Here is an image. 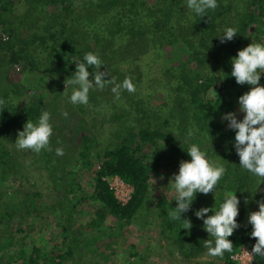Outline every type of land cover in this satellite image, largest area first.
Wrapping results in <instances>:
<instances>
[{"label":"rangeland","instance_id":"rangeland-1","mask_svg":"<svg viewBox=\"0 0 264 264\" xmlns=\"http://www.w3.org/2000/svg\"><path fill=\"white\" fill-rule=\"evenodd\" d=\"M14 1L18 10L23 12L27 10L28 4L32 0ZM84 1L82 0V3ZM157 1L126 0V6L122 4V6L111 7L115 8L117 15H121L129 11L128 8L133 5L137 7V10H141L140 6L143 2L145 5H152L150 7L162 8L156 12V14L159 13V16L156 15L157 20L160 22L167 20L168 23L175 24L173 37L170 30L168 35H164V29L157 28L155 25V28L147 32L150 42L146 43L142 52H139L134 46L135 50L127 53L128 57L125 61L117 62L115 65L109 64L100 69L107 73L105 79L113 77L116 83H122L126 77L131 78L136 88L134 93L122 90L119 99H117L111 91L114 85L106 84L103 90H90L88 104L79 105L81 107L79 109L78 105L70 103L72 91L67 92L63 88L56 91L53 86L37 89L34 85V81L48 76V71L52 74V80L54 77L59 82L65 79V75H62L63 72L59 69L55 71V62L49 60L45 53L38 57L37 62L34 61L32 65L30 63L31 66L22 60L10 65L11 79L16 80L19 85L25 84L22 94L16 90L12 92L13 95L9 93L6 99L3 98L6 104L15 106L14 111L17 115L19 129H23L27 122L26 110L22 112V108L26 104L32 106L37 104L33 103L36 98L41 100L40 105L45 104L50 110L47 111L50 113V123L53 127L50 149L56 153L57 148H62L64 153L58 159H55L57 157L55 156L54 160L46 165L48 169H60V165L64 164L65 168L63 169H76V171L66 172L60 190L56 191L53 182H51V175L46 171L45 163L37 160L40 155L30 150L16 149V144L10 140L9 146L14 147L16 152V159H14L16 162H9L8 167L14 166L16 169V175L10 176V179L13 177V180L16 181L8 182L10 188L7 191L11 192L19 187L16 190V198H19L17 201L20 203L22 198H28L26 194H30L29 197L35 199L33 203L37 207L23 208V205L19 204V214L12 216L9 223L6 224L7 227L0 226L2 241L5 236L21 238L14 244L15 246L21 245L22 250L24 249L26 252L34 243L41 247L43 253H47V255L39 256L38 260H48L52 254L54 255V252L56 253V245L61 243L63 235V229L60 224L56 223V213L52 212L51 206L56 204L57 200L61 198L60 194L64 193L66 188V197L71 198L75 193L79 195V202L75 204L73 222L68 226V232L65 234L69 238L79 239L80 242L72 248L71 254L66 256L61 264H222L219 259L208 257L207 251L195 258H184L178 248H174L173 253H170L167 242L162 238L155 203L162 195L169 200L174 199L175 192L169 184V180L174 173H178L179 165L165 163V161L160 162L156 171H153L148 179L147 200L130 222L120 224L117 218L106 214L101 220L102 229L86 224L88 218L102 206L101 202H95L92 198H83L92 190L93 179L99 169L98 164H101V159L93 160L90 166H83V161L78 155L84 145L82 136L88 135L94 139L92 145L99 148L106 145L112 146L123 140L133 142V145L137 143L136 152L140 155L148 154L152 158L155 157V148L136 138L139 128L167 131L170 135L176 136L173 142L181 143L183 141L190 146L197 144L200 148L207 147L211 142V136L208 134L203 136L200 132L202 129H198L196 125L189 128L188 114L192 111L193 98L191 87L194 85L197 87L200 85V91L195 93V98L204 101V103L210 100L211 105L217 103L214 106L215 114H213V110L210 112L212 114L210 117L214 122L228 125L227 120H222V115L229 112H235L238 120H242L244 116V113L239 110L238 98L249 91L252 86L237 84L231 74L229 75L232 78L229 81L226 75L232 71L231 58L236 56L240 49L253 42L264 43V15L257 14V21L254 24L247 22L246 27L240 30V36H234L232 40L216 46L215 42H212L211 34L217 32L222 35L227 27L238 29L237 27L246 21V19L242 20L249 13L250 7L248 6L251 0L217 1L219 6L215 11L219 14L212 25L215 30L209 34L203 32L202 38L189 34L184 28V26L190 25L188 22L195 24L197 18L194 12L186 7V0ZM42 3L46 4L43 6ZM53 3L49 0H38L36 7L45 8L48 11L56 10L57 4ZM80 3L81 0L79 2L74 0L75 12L87 14L84 10L82 11ZM65 4L68 5L69 0L65 1ZM56 12V18L52 17L54 21L52 23L59 26L58 22L62 15L60 10ZM168 18H171L170 21ZM90 22L87 24L88 26ZM75 23L78 26L76 21ZM0 34L4 40L8 41L6 33ZM176 34L178 37H175ZM24 35L25 32H22L21 37ZM90 36V32H86L85 37L89 38ZM173 38H176L177 41L175 42ZM190 38L194 40V44L189 43L188 39ZM13 40L15 45L22 44L21 41ZM115 40L118 41L119 38ZM200 40L205 43H200ZM219 49L223 53V58L226 59L225 65L227 64V71L223 76H221L222 65L215 60V53ZM231 49L233 50L230 51ZM36 51L37 49L34 52ZM116 53L119 55L117 50L112 54L114 62L119 59L115 56ZM46 67L47 73L44 71ZM91 78L92 76H90ZM259 83L264 85V82L259 81ZM203 84L206 86L202 87ZM56 95L58 97L54 103L53 98ZM222 97H226L230 105L221 106L219 102ZM216 100L217 102L214 103ZM45 111L42 110L40 116ZM64 111L68 113L67 118L61 114ZM35 122L37 121L35 120ZM189 130L194 132L191 137L188 136ZM82 166V169H77ZM62 172L65 173L64 170ZM108 175L103 176L107 177ZM161 176H163L162 179ZM1 189L4 188L1 187ZM36 191H39L38 196L35 195ZM148 219H152L153 222L148 224L146 222ZM18 227L20 229H17ZM53 247L54 252L51 251ZM134 250L141 254L147 251L150 253L139 261L138 258L130 254ZM55 260L58 261V258L55 257Z\"/></svg>","mask_w":264,"mask_h":264},{"label":"trees","instance_id":"trees-1","mask_svg":"<svg viewBox=\"0 0 264 264\" xmlns=\"http://www.w3.org/2000/svg\"><path fill=\"white\" fill-rule=\"evenodd\" d=\"M65 1L68 0H49V2L57 4V8L56 10L48 11L45 8L40 9L36 7L38 0H32L28 4L27 10L22 12L16 7L14 0H0V33H6V36H8L7 41L0 34V99H6L7 94L13 95L12 92L16 90L21 92V94L24 91L25 84L19 85L16 80L10 77V65L13 62L22 60L24 63L29 65L31 63L32 65L34 61L37 62L40 55L45 53L49 60L55 62V71L59 69V71L63 72L62 75H65V79L59 82L54 77L52 80V74L48 71L49 75L39 78L38 81H34V85L37 89L53 86V89L56 91L63 88L69 92L72 91L73 86L67 85L65 88V84L63 83L74 75L77 60L82 61L85 53L92 52L98 54L104 64L100 68L102 69V67H107L109 64L115 65L117 62L125 61L128 54L135 49L142 52L146 43L150 42L147 32L155 28V25L157 28L164 29V35H168L170 31L172 34L175 31L174 23H168L167 20L163 22L157 20L158 17L156 15L159 16V13L156 14V12L162 8L150 7L152 5L148 6L143 2L142 5L144 6H140L141 10H137V7L131 3L133 6L128 8L129 11L117 15L115 8L111 7L122 6V4L126 6V0H106V2L105 0H85L84 3L81 0V9L87 14L75 12L73 7L74 0H69L68 5L65 4ZM160 1L162 0H158L157 2ZM217 1L220 2V0ZM45 4L42 3L43 6ZM248 7H250L248 9L249 13L242 20L246 19V21L237 27L238 33L235 36H240V30L246 27L247 22L254 24L258 19V15H264V0H251ZM58 10H60L62 16L58 22L59 26H56V23H52L54 22L52 17H55ZM218 14L219 12L212 10L206 12V16L202 18L195 14L197 16L195 24L188 22L190 25L184 26V28L189 34H193L198 38L201 36L202 38L203 32L209 34L212 33V30H215L212 25ZM57 17L60 16L57 15ZM84 17L85 19H83ZM170 19L168 18L169 21ZM75 21L78 23V26ZM150 21L154 22L151 23ZM22 32H25V37H21ZM86 32H90L91 36L89 38L85 37ZM219 36L217 32L212 33L210 36L216 46L221 44ZM175 37H178V35L176 34ZM118 38V41L115 40ZM13 39H16L18 42L21 41L22 44L15 45ZM173 40L177 41L176 38H173ZM188 40L190 44L195 43L191 38ZM200 43L203 44L205 42L200 40ZM35 49H37L36 52H34ZM116 50L119 55L116 53L115 56L119 59L114 62L112 61L114 59L112 54ZM196 53L198 54L197 51ZM215 57V60L222 65L221 76H223L227 71V64L225 65L226 59L223 58L221 49L216 51ZM44 71L47 73V67ZM94 71L95 69L90 66L89 72L94 75ZM229 74L230 72L226 75V78L230 81L232 77ZM55 81L56 83H54ZM260 81L264 82V73L261 74ZM201 86L204 87L206 85L203 84ZM197 91H200V85L198 87L196 85L191 87L193 98L192 111L188 114L190 120L189 128H193L196 125L198 129H202L200 132L203 136L207 134L211 136L210 144L207 147L201 148V150L206 152L207 158L210 161L222 165L227 171L216 187L215 193L210 192L207 195L197 193L189 211L182 213V219H189L192 223L190 230L182 229L183 220L172 221L168 217L167 212L176 207L175 200H169L162 195L155 203L160 231L162 238L167 242L168 251L173 253L174 248H178L184 258H195L201 255V253L207 251L204 246L205 240L213 239L209 237V234L203 228V219L197 218L195 212L202 207L213 208V211L218 210L220 203L223 202L225 194L228 192H235L240 201L238 205L239 215L237 217L240 227L234 230V234L229 237L234 244L233 251L243 243L252 248L256 243V239L250 235L252 226L248 223V216L250 212L259 210L258 202L264 199V181L243 170L239 165V156L235 149V130L229 129L228 125L214 122L210 117L212 110L213 114L216 112L214 106L217 104V100L214 102L216 103L215 105H211L210 100L204 103V101L195 98ZM57 97L58 95L53 98L54 103ZM33 103L37 104H34V106L26 104L21 111L26 110L27 120L35 122V120L38 121L42 110H50L45 104L40 105L42 101L38 98ZM219 104L221 106L224 105V107L230 105L226 97H222ZM14 108V105L10 106L6 103L0 106V226H6L13 215L19 214V204L23 205V208H29L34 206L33 201H35V199L29 197L30 194H26L30 199L22 198L19 203L17 201L19 198H16V190L19 187L11 190V192L7 191L10 188L8 182L16 181L13 180V177L10 179V176L16 175V169H14V166L8 167V163L16 162L14 160L16 159V152L14 151V147L11 148L9 146V143L11 142L10 140L15 143L18 131L23 130L19 129ZM78 108L81 109L79 105ZM18 116L21 118L20 115ZM185 116L187 115L185 114ZM136 135L137 139L149 143L150 146L155 148L154 158L148 154H138L136 152V148H138L136 146L137 143L133 145V142L123 140L112 146L106 145L99 148L95 147L96 145H92L94 139H91L88 135L82 136L84 145L78 155L83 161V166H90L93 160L97 158L101 159V165L93 179L92 190L88 195L83 196V198H92L95 202H101L102 206L88 218L86 221L87 226L102 229L101 225L103 223L101 220H103L106 214L117 218L120 224L127 221L130 222L135 217L136 212L144 206L149 190L148 179L151 173L156 171L160 162L165 161V163L180 165L181 161L191 159L187 153L190 145L183 143V141L181 143L173 142L176 136L170 135L167 131L139 128ZM15 148L17 149V147ZM38 155L41 158L38 157L37 160L45 163L46 171L51 175L49 176L54 188L56 191L60 190L66 172H72V170L75 172L76 169L65 170L63 169L65 168L64 164L60 165V169H48L46 163L53 161L55 156H57L55 159H58L60 155L51 150H42ZM79 158L77 157V160ZM83 166L77 169H82ZM106 174H117L133 185L132 196L127 203L121 204L114 197L107 182L102 179V176ZM1 187L4 189H1ZM35 195L38 196L39 191H36ZM60 196L61 198L57 200L56 204L51 206L52 212L56 213V223L60 224L63 229L61 243H57L56 245V253L53 251V247L51 251L54 252V255L52 254L48 260H38L39 256L47 255V253L42 252L40 246L32 243L30 250L26 252V250H22L21 245L15 246L14 244L17 240H21V238L5 236L3 241L0 239V264H61L62 260L71 254L72 248L77 246L80 240L67 237L65 232H68V226L73 222V210L75 204L79 202V195L74 193L71 198H68L66 197L65 188L64 193L62 192ZM13 197L14 200H12ZM246 199L247 203H245ZM212 214L214 212L210 211L206 215ZM146 222L150 224L153 220L148 219ZM17 229H20V227ZM149 253L147 251L141 254L135 250L130 252L139 261L146 258ZM229 254L225 252L222 258H214L219 259L222 264H237L229 258ZM55 257L58 258V261L55 260ZM251 264H264V257L253 255Z\"/></svg>","mask_w":264,"mask_h":264},{"label":"clouds","instance_id":"clouds-1","mask_svg":"<svg viewBox=\"0 0 264 264\" xmlns=\"http://www.w3.org/2000/svg\"><path fill=\"white\" fill-rule=\"evenodd\" d=\"M218 6L217 0H186V7L201 18L206 16L209 10L215 11ZM237 33L236 28L227 27L219 36L220 42L232 40ZM231 63L230 74L237 84H248L252 87L238 98L239 110L244 113L243 119L238 120L235 112H229L222 115V120H227L228 128L235 130V149L239 156L240 167L264 181V85L259 83L261 74L264 73V43L248 44L231 58ZM102 65L104 64L99 55L92 52L85 53L82 61L77 60L74 75L71 79L65 80V88L67 85L73 86L70 103L87 105L90 90H103L106 84L114 85L111 91L117 99L122 90L129 93L136 91L131 78L126 77L122 83H116L113 77L105 79L107 73L100 71ZM90 66L95 69L94 75L89 72ZM90 76H92L91 79ZM5 103V100L0 99V106ZM61 114L65 118L68 116L66 111ZM52 133L50 113L45 111L37 122L34 123L28 119L23 130L18 131L16 147L18 150H30L35 153L51 150ZM193 135L194 132L189 130L188 136ZM187 153L191 159L181 161L178 173H174L169 180L175 192L173 200L176 201V207L169 210L167 215L172 221L183 220L182 229L190 230L192 223L189 219H182V213L189 211L197 193L205 195L210 192L215 193L216 187L227 170L222 165L210 161L206 152L202 151L197 144H192ZM56 154L62 156L63 149L57 148ZM247 202L246 199L245 203ZM239 203L235 192H228L218 210L213 211V208L202 207L195 212L197 218L203 219V228L209 237L213 238L204 242L208 257L222 258L225 252H233L234 244L229 237L240 227L237 222ZM258 204L259 210L250 212L248 216V223L252 226L250 235L256 239L250 257L252 255L264 257V199ZM210 211L214 214L206 215Z\"/></svg>","mask_w":264,"mask_h":264},{"label":"built area","instance_id":"built-area-1","mask_svg":"<svg viewBox=\"0 0 264 264\" xmlns=\"http://www.w3.org/2000/svg\"><path fill=\"white\" fill-rule=\"evenodd\" d=\"M101 164H98L100 167ZM112 190L114 197L121 204L127 203L132 196L133 185L124 179H122L117 174H109L107 177L102 176ZM252 248L246 244H241L229 254V258L237 264H251L253 255L250 257Z\"/></svg>","mask_w":264,"mask_h":264}]
</instances>
